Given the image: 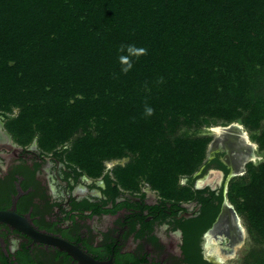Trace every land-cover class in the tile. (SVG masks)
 I'll return each instance as SVG.
<instances>
[{"label": "trees", "instance_id": "16d2710c", "mask_svg": "<svg viewBox=\"0 0 264 264\" xmlns=\"http://www.w3.org/2000/svg\"><path fill=\"white\" fill-rule=\"evenodd\" d=\"M130 44L148 51L125 74ZM15 108L8 125L23 144L71 142L61 153L90 177L132 156L114 171L125 188L144 178L188 198L180 180L212 138L182 126L241 122L264 149V0H0V114ZM248 172L230 197L264 242V162Z\"/></svg>", "mask_w": 264, "mask_h": 264}, {"label": "flooded vegetation", "instance_id": "af4514ba", "mask_svg": "<svg viewBox=\"0 0 264 264\" xmlns=\"http://www.w3.org/2000/svg\"><path fill=\"white\" fill-rule=\"evenodd\" d=\"M8 121L0 114V212L9 215L0 221V264H82L63 243L98 264H221L210 238L233 214L244 227L230 197L244 172L232 137L211 141L197 171L182 177L188 198L168 200L146 184L125 188L110 168L88 176L61 153L67 145L47 152L37 136L23 144ZM227 239L223 254L234 244Z\"/></svg>", "mask_w": 264, "mask_h": 264}, {"label": "rangeland", "instance_id": "374dc122", "mask_svg": "<svg viewBox=\"0 0 264 264\" xmlns=\"http://www.w3.org/2000/svg\"><path fill=\"white\" fill-rule=\"evenodd\" d=\"M19 113H20V110L17 108L13 109L12 112H9L10 121L12 119L17 118ZM10 121H8L6 124L7 129L13 134L14 139H16L22 143L21 138L10 130V126L8 125ZM238 123L241 124V122H238ZM216 125H224L225 126V124H223L222 121H212L210 124L203 126L199 129H197V127H195V126H182V128L178 131V133L187 134L189 136H195V137L196 136H201V137L209 136L212 138V142L217 140L219 142L218 144L220 146H222L224 139L225 138L231 139L232 136L230 133H226L225 135H223L222 137L219 138L218 135L213 131V128ZM244 128L246 129V133H247L248 137L250 138V140L254 141L257 144L255 152L259 158L257 160L252 161V162H249L246 165H243L242 167L244 169V172L242 173L241 176L234 178L233 182L241 181L242 179H245L246 181H248L249 180V172H248L249 164H252L253 166L257 167L258 165H260L264 162V149H261L259 143L255 140L256 137L260 136L261 132H252L245 126H244ZM24 139H26V138H24ZM33 140H34V137L31 138L30 141H28L25 144L27 145V144L31 143ZM240 142L242 145L245 144L244 146L247 147L248 142L246 140L245 141L241 140ZM66 145L70 146L71 142L66 143ZM209 148H211V147L208 146L207 152H208ZM131 159H132V156H128V157H125L122 159H114V160L106 161L105 162V169L110 168L112 175L115 176V173H114L115 169L118 166L127 165L131 161ZM139 183L146 184L149 186V184L146 182V180L144 178L140 179L138 184ZM180 186H181V184H180ZM241 220H242V223L244 226V232L242 233V238L237 242L238 244L234 246L236 249L235 255H234V257L227 256L226 259L221 264H255L256 262L261 261L264 258L263 238L259 237L258 236L259 234L257 232L251 233L249 223L247 222V220L244 216L241 217ZM227 243L229 244L230 240L227 239ZM217 245L218 244H216V246ZM221 247L219 246L220 250L223 251V249ZM227 247H229V246L227 245ZM227 247H225V248H227Z\"/></svg>", "mask_w": 264, "mask_h": 264}, {"label": "bare ground", "instance_id": "6f19581e", "mask_svg": "<svg viewBox=\"0 0 264 264\" xmlns=\"http://www.w3.org/2000/svg\"><path fill=\"white\" fill-rule=\"evenodd\" d=\"M213 131L218 135L219 138L225 135L226 133H230L232 138L240 147H242L240 142L241 140H246L248 142V147H244V144L242 147L243 152L241 149L238 152V156L240 158L242 166L245 165L247 162H252L259 158L255 152L257 144L254 141L250 140L243 124L234 122L225 126L216 125L214 126ZM242 166L241 172H243ZM232 216V220H230L228 224H226L222 228V232L217 236L213 237L212 239L210 238L209 241L210 251L216 252L219 255L220 260H225L227 256L234 257L236 251L234 246L238 244V237L244 232V227L241 226L240 219L234 214ZM225 236L230 237V240L234 244H230V246L232 247L231 250H229L228 252H224L223 254L219 246L221 247V245L223 244L222 242H224ZM216 244L218 245L216 246Z\"/></svg>", "mask_w": 264, "mask_h": 264}, {"label": "clouds", "instance_id": "9594fccd", "mask_svg": "<svg viewBox=\"0 0 264 264\" xmlns=\"http://www.w3.org/2000/svg\"><path fill=\"white\" fill-rule=\"evenodd\" d=\"M119 51L121 53H127L126 55L122 54L118 57L119 62L123 66L121 71L127 74V72H129L133 67L131 57L135 56L138 59L140 56L147 55L148 50L144 47H137L134 44H130V45H121ZM153 114H154V109L151 108L150 106H146L145 115L151 116Z\"/></svg>", "mask_w": 264, "mask_h": 264}, {"label": "water", "instance_id": "95a60500", "mask_svg": "<svg viewBox=\"0 0 264 264\" xmlns=\"http://www.w3.org/2000/svg\"><path fill=\"white\" fill-rule=\"evenodd\" d=\"M8 213L0 212V221L7 220L8 221ZM62 248L66 250L71 256L75 259H78L82 264H98L92 258L83 254L78 248L72 247L69 244L63 243Z\"/></svg>", "mask_w": 264, "mask_h": 264}]
</instances>
